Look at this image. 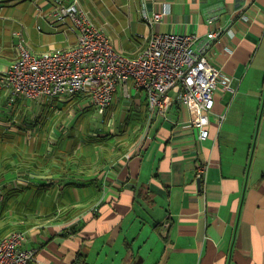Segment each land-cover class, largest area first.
Listing matches in <instances>:
<instances>
[{"label": "crops", "instance_id": "1", "mask_svg": "<svg viewBox=\"0 0 264 264\" xmlns=\"http://www.w3.org/2000/svg\"><path fill=\"white\" fill-rule=\"evenodd\" d=\"M77 1L129 57L154 33L200 48L220 30L206 56L229 86L200 140L184 104L152 114L133 81L104 113L82 94L10 103L0 83V240L25 232L37 264H264V0ZM52 4L0 0V79L19 31L36 55L77 44Z\"/></svg>", "mask_w": 264, "mask_h": 264}, {"label": "built area", "instance_id": "2", "mask_svg": "<svg viewBox=\"0 0 264 264\" xmlns=\"http://www.w3.org/2000/svg\"><path fill=\"white\" fill-rule=\"evenodd\" d=\"M49 17L61 24L72 23L78 33L73 47L36 55L17 33L19 52L1 75L0 83L9 93L10 103L22 97L47 96L64 100L79 94L104 113L114 95L129 93L130 81L147 92L152 114L167 116L176 103L189 110V122L199 129V139L210 136V115L220 83L229 86L219 66L207 58L210 43L220 30L210 31L208 41L196 47L198 36L189 33H154L137 57L116 51L109 35L94 23L77 0H53ZM161 12L142 11V19L155 25L163 21ZM209 22L212 24L213 19ZM208 165L198 168L197 178L207 176ZM27 235L11 231L0 240V264H37V249L26 247Z\"/></svg>", "mask_w": 264, "mask_h": 264}, {"label": "rangeland", "instance_id": "3", "mask_svg": "<svg viewBox=\"0 0 264 264\" xmlns=\"http://www.w3.org/2000/svg\"><path fill=\"white\" fill-rule=\"evenodd\" d=\"M21 31H19V32H17V33H19L22 37H23V35L20 33ZM222 120H224V119H222ZM263 132H264V130H263Z\"/></svg>", "mask_w": 264, "mask_h": 264}, {"label": "trees", "instance_id": "4", "mask_svg": "<svg viewBox=\"0 0 264 264\" xmlns=\"http://www.w3.org/2000/svg\"><path fill=\"white\" fill-rule=\"evenodd\" d=\"M23 38H24V37H23ZM176 103H179V102H176ZM176 103H175V104H176ZM175 104H174V105H175ZM148 106H149V103H148ZM172 107H173V106H172ZM172 107H171V108H172ZM171 108H170V109H171ZM170 109H169V110H170ZM169 110H168V111H169ZM28 179H29V178H28Z\"/></svg>", "mask_w": 264, "mask_h": 264}, {"label": "water", "instance_id": "5", "mask_svg": "<svg viewBox=\"0 0 264 264\" xmlns=\"http://www.w3.org/2000/svg\"><path fill=\"white\" fill-rule=\"evenodd\" d=\"M199 185H200V182H199Z\"/></svg>", "mask_w": 264, "mask_h": 264}]
</instances>
